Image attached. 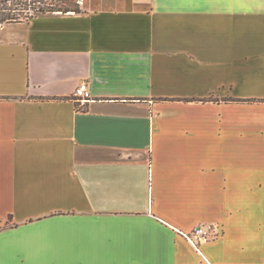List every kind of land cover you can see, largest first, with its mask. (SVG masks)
<instances>
[{"label":"crops","instance_id":"crops-1","mask_svg":"<svg viewBox=\"0 0 264 264\" xmlns=\"http://www.w3.org/2000/svg\"><path fill=\"white\" fill-rule=\"evenodd\" d=\"M80 4L0 26V264H264V0Z\"/></svg>","mask_w":264,"mask_h":264},{"label":"trees","instance_id":"trees-1","mask_svg":"<svg viewBox=\"0 0 264 264\" xmlns=\"http://www.w3.org/2000/svg\"><path fill=\"white\" fill-rule=\"evenodd\" d=\"M81 0H0V25L45 13L81 12Z\"/></svg>","mask_w":264,"mask_h":264},{"label":"built area","instance_id":"built-area-1","mask_svg":"<svg viewBox=\"0 0 264 264\" xmlns=\"http://www.w3.org/2000/svg\"><path fill=\"white\" fill-rule=\"evenodd\" d=\"M74 96L79 105L85 104L91 100V94L87 83H80L74 90ZM218 235L217 228L214 224H197L188 232H183V236L195 247L203 242L213 240Z\"/></svg>","mask_w":264,"mask_h":264},{"label":"rangeland","instance_id":"rangeland-1","mask_svg":"<svg viewBox=\"0 0 264 264\" xmlns=\"http://www.w3.org/2000/svg\"><path fill=\"white\" fill-rule=\"evenodd\" d=\"M82 1V0H81ZM80 6H81V4H80ZM5 24V23H4ZM3 25V24H2ZM1 26V25H0Z\"/></svg>","mask_w":264,"mask_h":264}]
</instances>
